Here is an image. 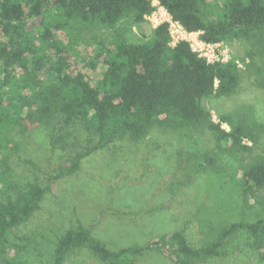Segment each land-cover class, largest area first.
I'll list each match as a JSON object with an SVG mask.
<instances>
[{
  "label": "trees",
  "instance_id": "16d2710c",
  "mask_svg": "<svg viewBox=\"0 0 264 264\" xmlns=\"http://www.w3.org/2000/svg\"><path fill=\"white\" fill-rule=\"evenodd\" d=\"M223 1L220 7L210 6L214 18L207 17L209 0L159 3L186 29L202 31L207 42L249 40L250 49L240 61L261 77L257 83L264 87V0ZM154 9L152 0H0V151L12 143L9 132L14 127L25 130L49 122L56 114H62L66 124L79 119L98 140L93 148L63 162L58 178L75 172L91 150L125 137L143 139L154 126L179 134L202 128L211 133L216 150L197 160V167L214 165L220 153L232 156L239 163L244 200L264 197V122L248 104L220 113L218 121L202 104L204 98L238 91L242 74L235 56L208 62L187 41L171 46L169 24L163 22L151 37L137 42L128 41L119 28L109 45L98 42L95 51L104 55L98 80L93 82L87 73L73 69L68 51L78 41L81 24L112 27L124 17L141 23ZM74 140L66 131L55 136L52 146L67 148ZM45 191L39 182L23 188L11 179L8 165L0 164V193L5 195L0 196V252L6 253L12 230L40 207ZM218 229L213 239L198 247L175 230L144 245L111 249L79 225L58 238L47 264H77L73 254L80 250L108 264H136L137 258L153 249L175 263L191 264L225 254V242L240 232L248 235V247L264 264V219L237 220ZM4 264L16 263L5 258Z\"/></svg>",
  "mask_w": 264,
  "mask_h": 264
},
{
  "label": "rangeland",
  "instance_id": "374dc122",
  "mask_svg": "<svg viewBox=\"0 0 264 264\" xmlns=\"http://www.w3.org/2000/svg\"><path fill=\"white\" fill-rule=\"evenodd\" d=\"M209 2L207 17L214 18L216 13L210 6L220 7L224 1ZM155 11L141 23L124 17L112 27L81 24L78 41L68 51L73 69L87 73L93 82L98 80L104 70V55L95 51L97 44L109 45L117 28L131 42L151 37L154 28L168 17ZM250 46L249 40H223L216 50L221 53L227 48L221 57L228 60L235 56L240 61ZM255 61L261 65L259 58ZM239 65L242 80L238 91L231 96L204 98L202 104L216 121L220 113H231L248 104L256 118L264 122V87L257 83L261 77L253 75L241 61ZM223 126L229 129L227 124ZM22 129L14 127L9 132L12 143L0 151V164L8 165L11 179L23 188L39 182L46 191L40 207L7 236L6 253L0 252L1 264L5 258L16 264H47L58 238L79 225L111 249L144 245L175 230L182 231L198 247L213 239L218 227L237 220L264 219V197L245 201L242 196L239 163L234 157L220 153L214 165L197 167V160L215 149L214 138L205 129L194 128L180 135L154 126L143 139L125 137L91 150L75 172L58 178L63 162L93 148L98 136L84 129L79 119L66 124L62 114ZM66 131L72 133L74 143L67 148L53 147L55 136ZM0 196L5 198L4 194ZM248 241V235L240 232L225 242V254L190 263L261 264ZM73 256L77 264H108L88 250L74 252ZM136 264L182 262L175 263L153 249L137 258Z\"/></svg>",
  "mask_w": 264,
  "mask_h": 264
},
{
  "label": "built area",
  "instance_id": "2783aa9c",
  "mask_svg": "<svg viewBox=\"0 0 264 264\" xmlns=\"http://www.w3.org/2000/svg\"><path fill=\"white\" fill-rule=\"evenodd\" d=\"M152 4L155 6V9L150 13L151 15L155 14L158 11L162 12L164 17L168 15L166 21L168 25V30L170 34L171 46H174L179 41H187L193 51H195L199 56L206 58L208 62H214L217 60L226 61L225 58L221 57L224 52L227 53V48L224 49L221 53L216 50V46L223 43L219 42H207L202 37V31H190L186 29L178 20L173 19L168 10L159 3V0H152ZM158 6V7H157ZM157 7V9H156ZM149 14V15H150ZM148 16V15H147ZM221 48V46H220Z\"/></svg>",
  "mask_w": 264,
  "mask_h": 264
}]
</instances>
